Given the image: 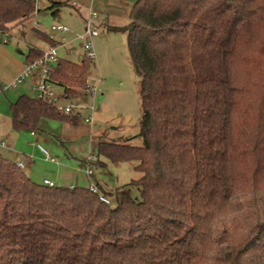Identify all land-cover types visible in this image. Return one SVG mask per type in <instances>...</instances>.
<instances>
[{
  "label": "trees",
  "instance_id": "trees-1",
  "mask_svg": "<svg viewBox=\"0 0 264 264\" xmlns=\"http://www.w3.org/2000/svg\"><path fill=\"white\" fill-rule=\"evenodd\" d=\"M36 3L0 0V31ZM108 29L127 31L143 145L101 138L86 162H135L142 175L113 190L95 184L105 203L90 185L37 182L0 152V264H264V82L242 66L264 32V0H136L127 26ZM42 51L31 47L25 62ZM91 60L59 58L52 79L69 100L87 96ZM10 111L17 131L84 120L26 93Z\"/></svg>",
  "mask_w": 264,
  "mask_h": 264
},
{
  "label": "rangeland",
  "instance_id": "rangeland-1",
  "mask_svg": "<svg viewBox=\"0 0 264 264\" xmlns=\"http://www.w3.org/2000/svg\"><path fill=\"white\" fill-rule=\"evenodd\" d=\"M135 2L136 0H83L82 3L77 2V8L64 6L59 15H53L48 9L50 0H37V10L31 17L13 26L8 35L0 31V140L7 141V146H0V152L12 161H22L27 166V174H30L31 165L28 166L23 159L26 154L35 160L39 174L52 171L53 176L58 175V185L63 186L88 185L90 181L93 184L98 181L105 190H113L142 175L134 169L135 162L109 163L106 167L92 165L94 173L87 175L85 172L88 167L86 159L97 154L96 146L101 138L135 146L143 145L139 134L142 112L139 94L141 79L130 58L127 31L106 29L108 25L125 28L129 23V11ZM89 10L97 13L96 22L101 27L99 34L93 38L96 56L91 60L88 73L89 83L98 82V92L94 97L86 96L73 102L93 104L92 121L87 123L83 120L75 126L59 119L43 118L40 121L42 130L35 137H31L30 131L13 129L11 102L22 92L32 93L28 87L30 81L17 86L11 85L19 74H16L17 65L26 57L28 46L34 44L48 48V37L52 36L63 42L58 44L61 57L79 61L84 54V47L78 35L83 32V16H87ZM53 24H64L69 31L65 34L52 31ZM262 41L264 32L262 29L257 30L255 37L246 45L244 56L247 58L242 66L248 74L264 82ZM55 89L62 91L59 85ZM259 90L264 89L260 87ZM259 96L264 100V92L256 94V100ZM61 102L67 103L65 100ZM81 113L85 117L89 111L83 109ZM260 117L264 118L262 111ZM253 118V115L248 114L247 122ZM43 136L48 141L42 144L57 159L58 165L46 161L40 153L35 155L32 139H42ZM127 189L133 197L140 198L137 186L130 185ZM111 204L114 205V201Z\"/></svg>",
  "mask_w": 264,
  "mask_h": 264
},
{
  "label": "built area",
  "instance_id": "built-area-1",
  "mask_svg": "<svg viewBox=\"0 0 264 264\" xmlns=\"http://www.w3.org/2000/svg\"><path fill=\"white\" fill-rule=\"evenodd\" d=\"M97 13L95 11L89 10L87 16L85 18V26L83 32L78 35V39L83 41L84 54L87 58H94L96 56L93 38L97 36L100 32V25L96 22ZM52 31H59L61 33H66L69 31V28L64 24H53L51 26ZM50 38H53L50 36ZM59 47L57 44L51 45V47L47 50H43L41 55L38 58H35L31 61H27L24 63L22 70L19 72L15 80L11 83L13 86H17L18 84L30 81L32 85V95L43 101H48L54 104L59 110L64 113L71 112H81L83 109L89 111L87 116L84 117V121L90 123L92 121V113L94 110L93 104L91 105H82L79 103H74L73 100H69L64 92H58L55 89V86L58 85L52 79L53 70L59 61ZM98 92V82L89 83L87 88V96L94 97ZM65 100L67 103H62L61 101ZM34 134V132H32ZM7 141L1 140L0 146H6ZM38 148L42 151L46 159L51 161H56V158L51 155V153L47 150V148L41 143L36 144ZM96 155H92L88 157V161H95ZM18 165L23 168L22 163H18ZM88 167L85 169L87 175L92 174V169L87 162ZM44 184L53 186L55 182L49 179L43 180ZM90 190L95 193H99V197L105 203H110L109 198L105 197L98 189L95 184H90Z\"/></svg>",
  "mask_w": 264,
  "mask_h": 264
},
{
  "label": "crops",
  "instance_id": "crops-1",
  "mask_svg": "<svg viewBox=\"0 0 264 264\" xmlns=\"http://www.w3.org/2000/svg\"><path fill=\"white\" fill-rule=\"evenodd\" d=\"M51 2L52 1H64V0H50ZM70 1V6H72V7H76L77 8V6H78V3L80 2V3H82L83 2V0H69ZM78 2V3H77ZM130 12V11H129ZM85 18H86V16L84 15L83 16V20H84V22H85ZM109 26L110 25H108L107 27H106V29L107 30H109L108 28H109ZM10 32V30L8 31V32H6V33H4V34H7L8 35V33ZM62 34H65V33H62ZM63 39H65V37L63 36ZM48 40H49V45H48V48H43V47H40V46H37V45H34V44H30L29 46H28V50L31 48V47H33V48H37V49H40V50H47V49H49L50 47H51V45H54V44H63V42L62 41H60V40H57V39H55V38H50V36L48 37ZM71 53L72 54H75V51L74 50H71ZM84 53V52H83ZM61 57V56H60ZM80 58H82V56L80 57ZM25 59H26V57L24 58V60L21 62V63H19L18 65H17V70H16V74L17 73H19L21 70H22V68H23V65H24V63H25ZM17 76V75H16ZM28 87L29 88H32V85H31V83H29V85H28ZM31 91H32V89H31ZM62 91H63V88H62ZM61 91V92H62ZM24 93H26V92H22V93H20L18 96H20L21 94H24ZM26 94H28V93H26ZM29 95H32V93L31 94H29ZM18 96H17V98H18ZM16 98V99H17ZM15 99V100H16ZM14 100V101H15ZM13 102V101H12ZM11 126H12V124H11ZM30 135H31V137H35L36 135H37V132H34V134H32V132L30 133ZM2 140V139H1ZM0 140V141H1ZM46 142V141H48V138L46 137V136H43L42 137V139H32V143H33V145H35V149H34V153H35V155H37V153H40L43 157H44V159L46 160V161H50L51 163H53V164H59L58 163V161H57V159H56V161H51V160H49V159H46L45 158V156H44V154L42 153V151L38 148V146L36 145L37 143H41L42 144V142ZM43 145V144H42ZM6 146H7V144H6ZM52 155V154H51ZM24 161H25V163L29 166V165H31V168H30V174H28L33 180H35V181H37V182H43V180L44 179H49V180H52V181H54L55 182V184L56 185H58V183H57V181L59 180V178H58V175L57 174H55L54 176L52 175V171H51V173L50 172H44L43 174H39L38 173V167H36V163H35V160L32 158V156L31 155H25L24 156ZM88 159V158H87ZM86 159V160H87ZM16 163H22V161H15ZM23 164V170L25 171V173H26V168H27V166L26 165H24V163H22ZM94 173V172H93ZM92 173V174H93ZM27 174V173H26ZM98 183L102 186V187H104L103 186V184L102 183H100V182H98V181H96L95 182V184H97L98 185ZM90 184H93V182L92 181H90V183L87 185V186H89ZM73 185H80V184H71L70 186H73Z\"/></svg>",
  "mask_w": 264,
  "mask_h": 264
}]
</instances>
